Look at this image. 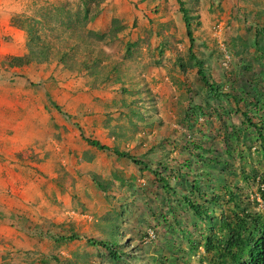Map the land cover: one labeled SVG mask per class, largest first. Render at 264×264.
Listing matches in <instances>:
<instances>
[{"label":"rangeland","instance_id":"obj_1","mask_svg":"<svg viewBox=\"0 0 264 264\" xmlns=\"http://www.w3.org/2000/svg\"><path fill=\"white\" fill-rule=\"evenodd\" d=\"M77 2L0 0V82H5V88L10 89L0 90V95H15L7 103L9 106L12 103L11 113L5 109L0 111L3 114L0 124L8 129L7 133L6 128L0 132V176L3 180L0 189L14 202L16 211L15 220L8 222V226L13 232L19 230L24 235L37 225L55 236L73 232L80 237L78 241L59 245L46 238L37 242L38 250H33L34 256L53 253L73 260L75 264H112L104 257V251L87 245L85 240L106 238L108 216L121 206L123 216L120 221L116 222L114 215H110L112 222L117 223L116 237L126 257L121 264H206L212 258L211 253H206L201 243L194 250L187 244L200 240L199 228L193 229L189 212L176 210V218L190 237L186 234L184 238L177 231L167 235L164 227L172 221L163 201L155 195L159 185L153 176L140 171L128 160L115 157L110 151L91 148L80 139L74 124L82 129L84 137L111 149L128 151L148 163L154 162L159 156L154 152L161 148L172 150L168 154L170 165L188 159L186 150L181 149L184 142L198 141L204 135L209 140L205 146H212L230 168H234L231 172L226 170V183L236 182L239 199L245 201L250 210L261 213H264V202L257 195V186L242 181L240 171L249 177L264 171L261 152L264 144L250 145L247 149L250 142L243 136L236 144L227 141V148L222 142L226 127L212 116L209 122L201 116L191 117L189 127L180 120L176 104L179 95H187L184 92L187 88H196L199 78L192 69L181 73L173 67L174 54L178 52L184 57L187 47L174 0L146 3L102 0L98 17L87 25V29L106 32L113 18L123 27L117 40L98 45L104 52L103 65L116 66L118 74L117 81L104 88L88 87L83 73L74 78L60 77L52 69H42L43 65L20 70L22 74L34 71L30 79L35 85H27L25 77L15 79L16 82L11 84L15 77L11 71L19 73L16 69L9 71L4 64L5 57L12 53L6 46L11 36L5 27L18 30L11 26V16L31 17L42 23L43 34L56 36L59 31L45 16L46 7L63 3L74 8ZM255 5L262 8L264 2L192 0L190 5L194 14L193 35L203 44L200 50L202 60L209 68L208 76L234 80L242 95L253 87L252 77L249 73L232 75L240 61L227 46L235 44L238 37L250 40L253 28L250 14ZM260 20L264 21V15ZM23 38H15L19 41L18 47ZM126 42L134 44L128 52ZM50 76H54L55 81L49 80ZM48 100L59 108L58 112H52L54 118L43 109ZM123 102L128 108L132 105L137 116L128 114L121 106ZM181 105L179 109H186V99L181 100ZM26 111L31 117L26 118ZM256 115L248 117L253 122L264 123V115ZM237 116H231V122L236 125L239 124ZM55 124L62 125L63 129L58 130ZM150 148L151 155L142 159ZM217 176L218 169L213 168L209 181L213 182ZM127 182L138 191H132ZM217 184L223 185L220 180ZM171 207L175 208V203ZM219 208L214 206V216L218 217ZM24 235L22 240L26 245L36 244ZM4 252L9 253L8 258H2ZM4 259L11 261L8 264H24L26 260L22 254L17 255L13 247L0 243V264ZM34 264L42 263L36 260Z\"/></svg>","mask_w":264,"mask_h":264},{"label":"trees","instance_id":"obj_2","mask_svg":"<svg viewBox=\"0 0 264 264\" xmlns=\"http://www.w3.org/2000/svg\"><path fill=\"white\" fill-rule=\"evenodd\" d=\"M138 1L146 3L156 0ZM262 1L264 2V0ZM174 2L177 6V14L187 47L184 57L178 52L174 54L173 67L181 73L192 69L199 78V85L196 88H187L184 91L187 92V95H179L180 98L176 104L178 115L181 116L180 120L189 127L188 125L192 123L191 117L197 119L201 116L209 122V117L212 116L226 127V130L222 132V142L227 148H229L227 141L236 144L244 137L250 142L246 145L247 149L250 148V145L264 144V123L253 122L248 117L250 114L264 115V21L260 20V16L264 15V7L255 5V9L250 14L253 26L250 40L238 37L235 44L227 46L228 51L240 61V65L233 68L232 75L237 77V75L242 76L249 73L252 77L251 85L253 87L242 95L240 86L235 87L234 80L212 79L208 76L209 68L205 66L200 50L203 44L198 43L193 35L191 23L194 14L190 7L192 0H174ZM101 3L102 0H78L74 8L63 3L47 6L45 16L52 21L55 30L59 31L58 35L51 37H47L41 32L43 25L37 20L22 14L11 16V26L22 31L21 34L24 37L23 42L21 40L19 44L21 55H9L4 60L6 69L9 71L16 69L19 72L11 71V74L15 76L12 78L11 84L16 82L15 79L25 77L29 83L27 85H35L30 79L34 71L22 74L20 70L38 65H43L42 69H52L54 73L56 71L60 77L74 78L83 73L86 76L85 84L90 88H104L108 83L117 81L116 66L109 68L103 65L104 52L98 45L99 43L106 45L117 40V34L123 29L122 25L113 18L111 27L106 32L87 29V25L98 17ZM156 32L159 34L155 30ZM65 33L66 37H64ZM67 34L70 35L67 36ZM131 45L134 44L126 42V52ZM20 73L23 76L17 75ZM49 80L55 81L54 76H50ZM182 99L187 101L186 109H179V105L182 106ZM240 103H242V107H240ZM228 104L230 107L227 106ZM121 106L128 110V114L133 113L134 116H137L138 113L133 110L132 105L128 108V105L123 102ZM43 109L52 118H54L52 112L59 111V108L51 100H48V104L44 103ZM235 114L238 115V125L231 122V116H235ZM27 115H25L26 118L31 117V115ZM64 118L67 119L68 116L65 115ZM74 125L79 132L80 139L91 148L98 151H110L115 157L126 159L137 166L140 171H147L153 176L159 185L155 195L160 198L161 202L163 201L172 221V224L167 222L164 227L167 235H173L177 231L184 238H186V234L190 237V234L180 226V222L176 218L177 211L189 212L192 217L193 229L199 228L200 240L196 243L187 242V244L189 243L194 250L201 243L204 251L211 253L212 258L206 264H264V213L250 210L246 202L239 199L236 182L226 183L224 180L226 170L231 172V170L234 171V168L232 166L230 168L228 162L221 158L212 146H205V142L209 140L204 135L198 141L184 142L181 149L182 151L186 150L185 152L189 155L188 159L180 164L170 165L168 154L172 150L164 151L161 148L154 152L155 155H159L154 162L148 163L135 158L128 151L111 149L96 140L84 137L78 124ZM54 127L58 130L63 129L60 124H55ZM6 130L8 129L6 128ZM229 151L231 149L226 153L228 154ZM261 152L264 157L263 148ZM150 155L151 148L142 155V159H147ZM213 168L218 169V176L212 182L209 181V176ZM240 179L248 184H256L257 195L261 202H264V171L249 177L241 170ZM217 180H220L223 185H218ZM123 184L120 180V185ZM127 184L129 183L127 182ZM129 187L132 191H138V189L134 190L130 184ZM172 203H175V208L171 207ZM254 204L256 203L254 202ZM214 206L220 207L218 217L214 216ZM122 211L123 208L119 206V209L111 211L109 214L108 219L111 224L107 225L106 238L85 240L87 245L104 251V257L112 264H121L126 261L119 246L120 242L116 237L117 223H113L110 217L113 214L114 220L118 222L123 216ZM15 213L14 208L8 210L7 213L0 210V223L13 222ZM161 217L165 221V217ZM29 231V234L26 233V235L19 230L13 232L16 237L15 242L8 241L9 247H13L17 255L22 254L26 258L24 264H34L36 260L42 264H75L73 260L53 253L34 256L33 250H38L37 244L46 238L55 245H59L78 241L80 239L78 235L70 232L67 236H55L37 225H34ZM23 235L28 241L35 240L36 244L26 245L21 239ZM8 255V252H4L2 258H8ZM27 258L30 259L27 260ZM8 263L11 261L4 259L1 264Z\"/></svg>","mask_w":264,"mask_h":264},{"label":"crops","instance_id":"obj_3","mask_svg":"<svg viewBox=\"0 0 264 264\" xmlns=\"http://www.w3.org/2000/svg\"><path fill=\"white\" fill-rule=\"evenodd\" d=\"M3 23L5 22V19H3L2 21ZM7 29V32H8V35L11 36V39H8L9 40V43L6 45L8 47L9 50H12V53H14L15 51H17L18 53L15 54V55H19L21 53V49H19L18 47V42L17 40H20V38L22 37V34L20 31L18 30H15L11 27H5ZM15 38H17V40H15ZM16 43V44H14ZM0 51H2L0 49ZM1 53V52H0ZM10 54V55H14V54ZM4 68V67H3ZM2 84V85H1ZM5 82H0V90H10L9 88H5ZM15 95H0V111L1 109L2 110H7L8 112L11 113V111L13 110V107H11V105L9 106L8 104V100H10V98H14ZM9 98V99H7ZM8 103V104H7ZM11 107V108H9ZM1 112H0V119H1ZM3 116V114H2ZM3 127V128H1ZM6 128V126L4 125H1L0 124V132L1 130H4ZM5 133H7L8 131L7 130H4ZM1 172V171H0ZM2 180V177L0 176V183H1ZM3 189H0V210L3 211L4 213H7L8 210L14 208L15 206H13L14 202L7 197V195H5L3 192H2ZM13 206V207H12ZM21 239H24V237H21ZM16 240V237L15 235L13 234V230L11 228H9L8 226V223H0V243H3L4 246H9L8 244V241H11V242H15ZM4 250H6L5 248H3Z\"/></svg>","mask_w":264,"mask_h":264}]
</instances>
